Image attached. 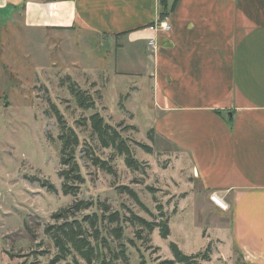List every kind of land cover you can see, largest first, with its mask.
Masks as SVG:
<instances>
[{"label":"rangeland","instance_id":"1","mask_svg":"<svg viewBox=\"0 0 264 264\" xmlns=\"http://www.w3.org/2000/svg\"><path fill=\"white\" fill-rule=\"evenodd\" d=\"M86 35L82 30L58 36L31 32L17 19L0 25V264H47L55 249L44 227L53 223V212L74 199L61 191L59 125L51 104L79 138L75 156L84 182L77 198L104 202L111 211L124 216L134 212L149 221H159L162 208L168 218L170 234L166 238L156 227L151 233L142 231L139 239L134 233L138 227L123 222L129 264H138L141 256L148 264L172 258L170 241L187 254L202 251L209 243L210 260L201 264H242L236 254L224 249L228 206L215 207L211 192L196 185L189 158L177 147L154 132L152 140L148 137L153 118L150 77L136 71L118 72L115 65L120 66L124 59L117 53V45L113 41L105 45ZM122 40L126 56H130L131 46ZM140 44L144 51V42ZM66 76L94 95L95 108L76 105ZM94 111L112 125L122 124L121 134L141 163L139 170L128 168L123 156L100 146L89 125H81L82 118ZM138 143L151 146L152 152ZM90 148L101 159H109L116 173L93 165L86 152ZM35 178L46 180L55 189L49 190ZM119 186L132 188L142 205ZM95 211L100 212L98 205L82 213ZM129 239L136 245L131 246ZM8 252L20 257L9 258Z\"/></svg>","mask_w":264,"mask_h":264},{"label":"crops","instance_id":"2","mask_svg":"<svg viewBox=\"0 0 264 264\" xmlns=\"http://www.w3.org/2000/svg\"><path fill=\"white\" fill-rule=\"evenodd\" d=\"M172 2L161 17L159 0H0V25L113 41L118 72L151 79L154 133L227 204L225 252L264 264V0ZM161 20L168 31L157 30Z\"/></svg>","mask_w":264,"mask_h":264},{"label":"trees","instance_id":"3","mask_svg":"<svg viewBox=\"0 0 264 264\" xmlns=\"http://www.w3.org/2000/svg\"><path fill=\"white\" fill-rule=\"evenodd\" d=\"M176 1L173 0L170 9L174 7ZM159 2L162 7L160 16L163 17L168 11V3L167 0H159ZM123 33L126 32L119 34ZM65 80L67 81L68 92L79 108L85 110L95 108L96 101L92 93L81 89L69 76H66ZM51 105L59 125L57 138L60 143L59 163L61 166L58 175L62 178L61 191L64 195L73 196L74 199L69 205L53 212L51 215L53 223H48L44 227V234L55 249L54 255L47 264H59L60 262H64V264H129L127 244L123 241V222L128 221L131 225L138 227L134 233H137L139 239L143 237L142 231L151 233L156 227L159 229V235L166 238L170 234L168 218L162 208H159L161 219L149 221L134 212H130L129 216H124L117 210L111 211L110 206L104 202L77 198L80 185L84 182L80 165L75 156L79 138L74 129L65 123L55 105ZM80 123L81 125H89L92 135L96 137L100 146L111 148L114 154L123 156L124 163L128 168L132 170L141 168V163L133 155L128 138L121 134L122 127H119L122 124L112 125L106 122L98 111H94L87 118H82ZM153 132V128L148 130V137L151 140L153 139ZM138 145L145 151L152 152L151 146L144 143H138ZM86 152L90 155L89 160L93 165L109 174L116 173L109 159H101L91 148L90 151L87 150ZM35 179L39 180L38 178ZM39 181L42 186L49 190L55 189L46 180ZM149 189L153 190L152 187ZM119 190L126 192L136 203L142 205L137 193L132 188L119 186ZM95 205H98L99 213L97 211L82 213ZM128 243L131 246L136 245L133 239H129ZM169 249L172 258L163 259L157 264H201L202 261L210 260L211 246L209 243L204 250L190 254L184 253L172 241L169 243ZM6 254L9 258L20 257L19 254L12 252ZM138 264L148 263L141 256Z\"/></svg>","mask_w":264,"mask_h":264},{"label":"built area","instance_id":"4","mask_svg":"<svg viewBox=\"0 0 264 264\" xmlns=\"http://www.w3.org/2000/svg\"><path fill=\"white\" fill-rule=\"evenodd\" d=\"M157 30H161V31H168L170 29V25L167 22V20H161L157 25H156ZM149 45H154V41L152 39L149 40ZM220 198L218 195H216V193L212 192L210 195V199L216 203V198ZM221 199V198H220ZM222 203L224 205L221 204H217L220 208L222 209H226L227 208V204L221 199Z\"/></svg>","mask_w":264,"mask_h":264},{"label":"bare ground","instance_id":"5","mask_svg":"<svg viewBox=\"0 0 264 264\" xmlns=\"http://www.w3.org/2000/svg\"><path fill=\"white\" fill-rule=\"evenodd\" d=\"M216 203H217V204L224 205V204L222 203L221 199H220V198H218V197L216 198Z\"/></svg>","mask_w":264,"mask_h":264}]
</instances>
